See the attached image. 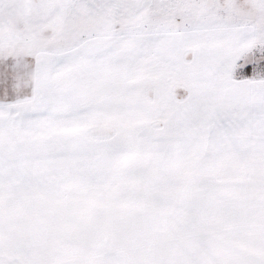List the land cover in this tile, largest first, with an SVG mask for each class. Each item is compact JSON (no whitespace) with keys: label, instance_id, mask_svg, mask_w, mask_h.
Here are the masks:
<instances>
[{"label":"snow or ice","instance_id":"snow-or-ice-1","mask_svg":"<svg viewBox=\"0 0 264 264\" xmlns=\"http://www.w3.org/2000/svg\"><path fill=\"white\" fill-rule=\"evenodd\" d=\"M0 264H264V0H0Z\"/></svg>","mask_w":264,"mask_h":264}]
</instances>
